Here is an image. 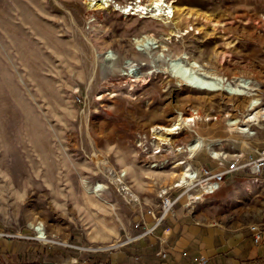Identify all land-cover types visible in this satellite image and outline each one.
I'll return each instance as SVG.
<instances>
[{
    "label": "rangeland",
    "instance_id": "374dc122",
    "mask_svg": "<svg viewBox=\"0 0 264 264\" xmlns=\"http://www.w3.org/2000/svg\"><path fill=\"white\" fill-rule=\"evenodd\" d=\"M152 1L0 0V264H201L188 249L171 253L170 221L194 234L264 232V185L247 169L192 208L183 195L146 235L148 211L191 185L182 172L264 150V116L246 123L264 110V0ZM193 65L257 91L187 87L176 66Z\"/></svg>",
    "mask_w": 264,
    "mask_h": 264
},
{
    "label": "crops",
    "instance_id": "0c3cea01",
    "mask_svg": "<svg viewBox=\"0 0 264 264\" xmlns=\"http://www.w3.org/2000/svg\"><path fill=\"white\" fill-rule=\"evenodd\" d=\"M180 222L181 220L170 221L171 233L166 234L167 237H173L172 241L177 242V247L171 250L172 254L183 248L193 255L201 256V259L205 258L206 262L201 264H264V241L256 246L248 230L237 237H229L225 230L207 226L194 234L190 230L181 232L179 226H176ZM216 224L220 225L218 221Z\"/></svg>",
    "mask_w": 264,
    "mask_h": 264
},
{
    "label": "bare ground",
    "instance_id": "6f19581e",
    "mask_svg": "<svg viewBox=\"0 0 264 264\" xmlns=\"http://www.w3.org/2000/svg\"><path fill=\"white\" fill-rule=\"evenodd\" d=\"M163 2V0H153L152 4H154L155 6H159L161 3ZM101 4H98V8L102 9ZM190 17V14L188 15V18ZM151 37L147 36H142V38L140 40H138V43L141 44V46H147L149 45ZM155 40V39H154ZM161 41H159L160 43ZM158 47H161L160 45ZM169 53H166L165 50H163V54L158 56V61L159 65L160 63H164L165 59L169 56ZM152 59V58H151ZM189 59H194V56L192 54L189 55V57L187 58V60ZM129 67V74L131 73L130 76L134 77V79L136 81H140L143 82L145 80V76L139 75V72L141 70V67L134 65V64H128ZM161 66V65H160ZM196 65H193L191 68H180L179 66L177 67V79H179V81L183 84L186 85L187 87L189 86L192 89L195 90H199V91H209V92H218V90H223V91H228L231 94H235V95H242V96H253L254 92L257 91V88L255 85H253L251 82L247 81V82H243L242 83H238L237 87L238 88H242L238 89L236 87H234V85L228 84L226 83V81L221 78V77H215V76H210L207 72H199V70H196ZM261 105L258 102V100L253 99L250 101L249 103V107L250 110H256L257 108H259ZM249 116V115H248ZM262 116H264V110H260L257 111L256 113H254L251 117L248 118L247 122H253V121H257L258 118H261ZM195 118H189V120H187V122L189 121H194ZM230 127H233V130H239L241 134H248L250 132V129H244L240 127V122L235 120L233 122L229 123ZM176 127V126H175ZM173 129V128H172ZM250 135H252L253 133H249ZM203 146V142L198 140L195 144L191 145L189 148V151L194 152L196 150H199L201 147ZM220 156H225L223 153H217V152H212V157L214 158H220ZM111 174V173H110ZM115 174V173H113ZM178 176V175H177ZM181 176V181L182 182H186V179L191 178L193 175L192 173H189V170H186L184 172H182L180 174ZM117 184L120 187L121 191L123 192H128V188L122 184V181L120 178L117 179ZM204 186V185H203ZM203 191L207 190V187L205 188L202 187ZM37 230V229H36ZM39 233L40 236L39 238L41 239H46L47 237L45 236V234L43 233L42 230L39 229Z\"/></svg>",
    "mask_w": 264,
    "mask_h": 264
},
{
    "label": "built area",
    "instance_id": "2783aa9c",
    "mask_svg": "<svg viewBox=\"0 0 264 264\" xmlns=\"http://www.w3.org/2000/svg\"><path fill=\"white\" fill-rule=\"evenodd\" d=\"M220 169L218 171H213L209 168L200 172H193V176L188 180L191 182V185L188 184L187 190L184 194L177 195V197H170L168 195L163 196L162 202L160 204V211L158 214L150 210L149 214L153 217L154 222L149 226L146 231V235L153 232L160 227L164 218L172 212L173 208L177 205L178 202L184 197L187 196V202L185 203L186 208H192L193 205L199 200L201 194H211L217 191L221 184L224 183L225 179L236 172L249 170L250 179L255 185H264V150L258 153L256 157L249 158L248 160H241L240 157L234 158L233 160L228 161L224 164L222 161L219 163ZM207 187L206 191H203L202 187ZM197 188L201 190V193L198 195L189 194L188 192L192 189ZM252 235L254 238V243L256 246H259L264 241V232L258 226H252L251 228ZM206 260L203 259L202 263H205Z\"/></svg>",
    "mask_w": 264,
    "mask_h": 264
}]
</instances>
